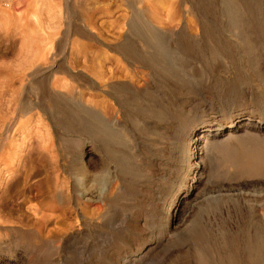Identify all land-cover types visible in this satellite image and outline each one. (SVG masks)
Returning a JSON list of instances; mask_svg holds the SVG:
<instances>
[{
    "label": "rangeland",
    "instance_id": "374dc122",
    "mask_svg": "<svg viewBox=\"0 0 264 264\" xmlns=\"http://www.w3.org/2000/svg\"><path fill=\"white\" fill-rule=\"evenodd\" d=\"M81 3L0 0V264H264V0H138L105 54L34 46ZM106 159L111 210L53 200Z\"/></svg>",
    "mask_w": 264,
    "mask_h": 264
},
{
    "label": "crops",
    "instance_id": "0c3cea01",
    "mask_svg": "<svg viewBox=\"0 0 264 264\" xmlns=\"http://www.w3.org/2000/svg\"><path fill=\"white\" fill-rule=\"evenodd\" d=\"M82 8V13L77 18L75 15L74 19L62 21L59 23V10L51 9L50 18H51V31L42 32L38 36H36V40L34 41L35 47H46L49 46L51 53L62 54L66 53L68 56V61L74 63L77 61L76 58H82L86 52L90 49L94 50V52H98L100 54L107 53L102 50V47L107 48L110 44L107 40V31H114L116 29L115 20H122L123 17H116L114 20L109 21L108 18H113L114 15L118 12L115 11L114 7H126L128 10V15L133 13V5H135V9H137L138 0H102V5H100L98 9L97 20L89 19L86 12L87 4L86 0H80ZM59 3L53 4V6H58ZM67 5H70L69 1ZM120 9V8H119ZM115 12V13H114ZM64 16V15H63ZM133 17H129L128 21V29L133 28ZM131 24H130V23ZM98 31V33H96ZM113 51L114 50H110ZM93 52V51H92ZM106 56L103 55L102 62L105 63ZM102 63V66H103ZM83 68V67H82ZM81 71H86L83 68ZM87 72V71H86ZM106 72V70H105ZM87 74V73H83ZM90 82L99 87L97 81L93 78L94 75L92 73L88 74ZM104 75V70L102 73V77ZM57 87H63L62 92L70 93L72 91L73 86H79L76 80L70 82H62L60 84V79L58 81ZM81 85V84H80ZM91 90V89H90ZM93 90V89H92ZM103 91V90H102ZM94 92V91H93ZM88 98V97H87ZM83 98V99H87ZM89 100L91 98H88ZM93 100V99H92Z\"/></svg>",
    "mask_w": 264,
    "mask_h": 264
},
{
    "label": "bare ground",
    "instance_id": "6f19581e",
    "mask_svg": "<svg viewBox=\"0 0 264 264\" xmlns=\"http://www.w3.org/2000/svg\"><path fill=\"white\" fill-rule=\"evenodd\" d=\"M76 101L75 103L77 104L79 100L77 102ZM70 102L73 103L72 100ZM102 118L106 123L105 119L108 118L107 114L104 116L102 115ZM198 132L200 134L193 139L194 141L191 150L192 165L194 166L193 168L195 170L197 169V171L198 169L202 168L201 165L202 162L200 163V158H201L200 155H202L201 144L206 138L204 134L206 132L205 127H202ZM202 170L203 169L200 170L201 172H199V176L197 177V180H201L203 178ZM121 182L122 181L119 172L118 162L106 159L104 162H102L99 168L93 171H89L86 168H84V171L81 175L73 176L71 178V186L69 185L71 190L68 189L70 192L69 191L59 192L60 190L53 192L54 193L53 196L55 197L53 200H56V202H58L60 206L61 205L63 206L64 202L66 204H73L74 206H77L79 211L74 210L73 213L75 214L76 218H80L81 220H85L89 217L88 213L90 212H87V208L90 204L91 205L98 204V210H99L98 215L102 216L107 211L111 210L109 208L110 207L112 208L113 204L117 202L114 201L117 200L116 195L118 193L119 188H121L120 186ZM64 206L66 207V205Z\"/></svg>",
    "mask_w": 264,
    "mask_h": 264
}]
</instances>
